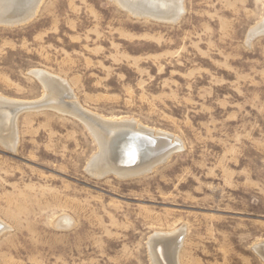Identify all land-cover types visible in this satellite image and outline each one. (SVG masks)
<instances>
[{
	"label": "rangeland",
	"instance_id": "obj_1",
	"mask_svg": "<svg viewBox=\"0 0 264 264\" xmlns=\"http://www.w3.org/2000/svg\"><path fill=\"white\" fill-rule=\"evenodd\" d=\"M180 1L174 22L114 0H42L0 23V97L42 103L16 116L14 149L0 143V264H150L148 239L176 230L179 264H263L264 0ZM67 102L128 120L129 134L162 131L126 166L160 163L96 173L99 147Z\"/></svg>",
	"mask_w": 264,
	"mask_h": 264
},
{
	"label": "bare ground",
	"instance_id": "obj_2",
	"mask_svg": "<svg viewBox=\"0 0 264 264\" xmlns=\"http://www.w3.org/2000/svg\"><path fill=\"white\" fill-rule=\"evenodd\" d=\"M3 1L6 2L5 5L6 12L5 14L3 13L2 15H0V23L2 22L5 24H17V23L26 22L29 18H31L33 14L36 12L42 0H3ZM114 1L117 2L119 6H122L123 9H124L123 7L124 4L126 5L127 3L128 8L126 9L128 10V12L130 11L133 14H136V12H134V9H139L141 11L144 10V11H148L149 13H155L157 15L155 17L158 18V20L167 19V20H171L172 22L176 21L179 18V16H181L182 8H183L180 0H114ZM3 8L1 7L0 9ZM262 24H261L262 28L264 29V21L262 22ZM31 73H33V76H35L42 83L45 89H49L54 94L51 96L57 97V94H59V92L60 94L63 93L62 86L59 84L60 82L58 83L55 80L56 78L55 79L52 78L50 74L48 75L47 73L40 70L39 71L34 70ZM67 89L69 90V88ZM52 99L53 97H50V94L48 93L46 100L44 99L43 102H48V101L51 102ZM40 100L39 102L36 101L21 102V101L9 100L6 99L5 97H0V117L2 116L0 119L3 121L2 124L0 125V143L6 146V148L8 147L10 150H12L15 148V145L17 144L16 143L17 137L13 127L15 125L14 123L18 113L21 112L22 110L29 108L30 106L32 108L33 105L41 103ZM43 106L45 107V105ZM62 106H68L69 108H71L75 112L76 117L77 114L79 116L81 115L82 121L84 122V125L88 129L86 127L85 128L89 130V134L91 133L90 135H92L93 138L95 139L99 147V153L96 156H94L90 168L92 167L96 173L105 174L111 169L112 170L111 172H114L117 176L123 178L124 175L137 174L140 172L143 173L148 170L150 171L153 165H155V163L158 162V160L156 159L157 160L156 162H153L152 164H149L146 167H143L141 165L138 166L139 169L136 167L127 168L126 166V165H133L142 158H144V155L148 154L149 148L152 145L158 142H162V143L165 142V140H159L158 136H155L156 134H158L159 136L163 135L161 134L162 131H158V132L154 131L153 133V130L151 131V129L149 130L148 128L142 127L143 128L142 130L137 129L138 132H136L135 129H134L135 131H133L134 134L135 133H139V134H135V135L133 133L129 134L126 133L128 131L125 132V130L128 127L125 124L128 123V120H125L126 122L124 120H123L124 122L119 120L113 122L107 120L108 122H104L103 120H101V118L99 119L95 118L98 115L94 117L91 116L90 114L89 115L85 114L82 110H80V107L78 108L72 102H67L65 103V105L63 104ZM133 122L135 123V121ZM175 141L177 142L176 139ZM137 144L139 146H137ZM163 146L165 147V144H163ZM160 150H163L161 149V146H160ZM116 163L122 166L119 167L118 165H116ZM112 164H115V166H113ZM111 165L115 168L112 167L110 168ZM116 167H119V169ZM54 224L55 227L58 228H63L65 226L68 227L71 224V219H69L66 216H61L56 220ZM7 228L8 226L3 221L0 220V235L3 232H5ZM168 234L167 235L165 233L164 235L163 234L161 235L160 233L154 234L148 239L146 246L148 248V257L150 264H179L178 252L183 242V231L176 230L175 232L173 231V233L171 232V234L169 235ZM253 249L255 251V254H257V256L261 259L262 263L264 264V243L253 246L252 250Z\"/></svg>",
	"mask_w": 264,
	"mask_h": 264
},
{
	"label": "water",
	"instance_id": "obj_3",
	"mask_svg": "<svg viewBox=\"0 0 264 264\" xmlns=\"http://www.w3.org/2000/svg\"><path fill=\"white\" fill-rule=\"evenodd\" d=\"M127 5L128 4L126 3V5L124 4L123 7L126 9V8H128ZM134 12H136V14H134V15H138V16H145V17H152V18H156L155 16H157L155 13H149L148 11H144V10L141 11L139 9H134ZM137 13H139V14H137ZM17 24H21V23H17ZM137 146H139V145L137 144Z\"/></svg>",
	"mask_w": 264,
	"mask_h": 264
}]
</instances>
